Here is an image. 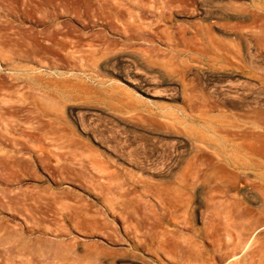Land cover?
<instances>
[{"label":"rangeland","instance_id":"1","mask_svg":"<svg viewBox=\"0 0 264 264\" xmlns=\"http://www.w3.org/2000/svg\"><path fill=\"white\" fill-rule=\"evenodd\" d=\"M79 1L82 10L85 1ZM141 1L147 14H162L148 18L157 35L168 37L158 45L169 60L163 57V77L134 69L126 81L103 73L90 78L62 62L18 59L23 42L51 29L36 21L38 11L51 9L45 0H0V264H87L92 243L104 248L100 264H210L206 242L200 252L185 253L158 232L134 244L113 210H120L119 193L139 209L155 203L154 190L167 200V181L203 156L208 171L188 204L195 211L194 238L201 240L219 189L232 181L223 176L227 166L206 150L196 155L193 142L248 138L256 124L264 139V0ZM68 13L56 18L60 33L90 32L62 22ZM258 195L243 201L257 209ZM90 214L107 227L86 232L81 226ZM254 217L259 221L246 245L220 264H264V214ZM111 231L114 239L106 236ZM188 250L196 252L193 260Z\"/></svg>","mask_w":264,"mask_h":264},{"label":"bare ground","instance_id":"2","mask_svg":"<svg viewBox=\"0 0 264 264\" xmlns=\"http://www.w3.org/2000/svg\"><path fill=\"white\" fill-rule=\"evenodd\" d=\"M83 1H85L82 3L83 9L80 10L81 5L79 3L81 2L79 0H69V2L68 0H45L46 6L44 7H49L51 11H38V18H35H37L36 21L38 23L40 22L51 29L42 39L36 38L37 35L35 36L34 34L31 42H28L26 37L27 41L23 42V47L19 50L16 48L18 50L15 54L17 55L16 57L22 60L37 59L41 61L47 59L54 62H62L70 67L82 69L84 72L87 71L90 78H95L103 73V75L114 74L128 81L131 78L130 73H134L136 69L143 70L156 77L166 75V67L164 69L163 65L166 63H162L163 59H166L164 56L165 49L160 47V44L158 45V43L163 41V39L161 41L159 39L166 35L163 36V33L157 35L151 27L152 21L155 20L151 21L148 18L155 19L153 16L156 18L161 17L162 14L160 12L147 14V4L141 0ZM93 3L94 5L92 6ZM30 5L32 6L33 3H29L28 6ZM148 6L152 7V5ZM33 8L35 9L36 6L30 9ZM56 8L58 11H55ZM21 9H23L22 13H24L26 8ZM13 10L15 11V9ZM36 12L32 13L36 15ZM67 12H69L68 19L62 22L72 20L90 32H83L73 28L68 32L60 33L56 27L58 23L56 18L61 16L60 14ZM40 13L41 15H39ZM98 25L102 27L96 28ZM29 38L31 39V37ZM12 43L14 44L13 41L9 44L12 45ZM11 47H8V51L12 49ZM166 56L168 55L166 54ZM168 60L167 58L165 62ZM101 79L97 80L99 84L102 83L103 79ZM135 83L141 89L140 80ZM256 127V131L251 136L246 133L250 136L248 138L237 135L233 137L226 136L218 145H202L203 142H201L202 144L193 142L192 149L196 151V155L204 150L212 154L216 161L227 166V168L225 167L227 170L224 168L223 176L225 179L232 181L230 188L226 190L219 189L214 209L209 216H205L203 221L205 226L201 233V240L194 238L197 230L192 226L191 220L195 211L193 212L192 207L190 208L188 205L192 197L191 192L194 191L198 179L208 171V166L203 161L201 154L202 157L196 156L195 160L187 161L184 167L179 170V176L167 181L165 185V192L169 195L167 200H163L161 193L154 190L152 196L155 203L142 204L139 209V206L136 205L132 198L119 193L118 197L121 199L120 207L118 208L120 210H112L115 216L121 219L124 229L131 234L134 244L138 241L136 240L138 236L149 234L157 237L158 232L162 235H167L168 239L171 238V244L184 246L183 251L186 248L195 251L199 250L200 252L199 245H202L200 243L206 242L210 247V264H220V262L226 261L234 249L241 244L243 246L249 234L257 227L256 222L259 219L254 217L255 214H264V139L259 129L261 126L256 124ZM248 170L252 172L248 173ZM171 176L174 177L175 175L172 174ZM186 177H189L190 181L185 180L184 178ZM239 181L247 182L248 185L244 187ZM236 183H239V185H236ZM256 193L260 194L258 196L261 198V201H259L261 204H256L257 206L259 205L258 208L253 209L243 201V198L247 199L248 196L254 195L255 199ZM65 204L68 206L69 203ZM76 216L79 215L73 217L75 224L79 222V218ZM85 218H87L85 220L87 224L85 227H81L87 230L86 232L100 231L105 226V223L101 219L99 221L95 214L86 215ZM78 225L76 226L77 228L80 227V224ZM160 226L162 230H160ZM106 236L114 239L112 231L108 232ZM163 239L162 241L168 243V241H165V237ZM91 245L93 247L87 249V264H100L99 257L104 248L96 246L94 243ZM197 247H199L198 250H196ZM168 250L170 251V249ZM168 250H166L167 254H165L167 256ZM188 252L187 258H189V255L191 257V254H193L192 257L196 255L193 251L190 254L191 250H188ZM180 253H182V250ZM176 254H178V257L181 256L179 252H176ZM185 255L183 253L184 257ZM196 260L192 262L195 263ZM253 261L255 262L256 260Z\"/></svg>","mask_w":264,"mask_h":264}]
</instances>
